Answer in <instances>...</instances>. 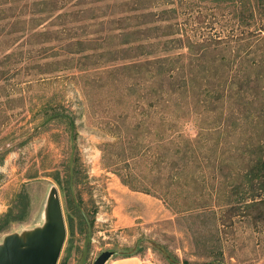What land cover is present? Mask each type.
Returning a JSON list of instances; mask_svg holds the SVG:
<instances>
[{"label":"rangeland","instance_id":"rangeland-1","mask_svg":"<svg viewBox=\"0 0 264 264\" xmlns=\"http://www.w3.org/2000/svg\"><path fill=\"white\" fill-rule=\"evenodd\" d=\"M53 189L57 264H264V0H0V243Z\"/></svg>","mask_w":264,"mask_h":264},{"label":"water","instance_id":"water-1","mask_svg":"<svg viewBox=\"0 0 264 264\" xmlns=\"http://www.w3.org/2000/svg\"><path fill=\"white\" fill-rule=\"evenodd\" d=\"M72 126V137H73ZM73 162V153L71 164ZM73 170L71 187L73 190ZM82 214L89 226V235L85 242L84 253L80 264H84L88 243L93 240L92 225L87 214ZM67 233L66 222L63 214L62 204L56 189L49 195L45 221L42 225L36 226L24 233H9L0 243V264H57ZM114 254L111 250H104L95 259L94 264H106Z\"/></svg>","mask_w":264,"mask_h":264},{"label":"crops","instance_id":"crops-1","mask_svg":"<svg viewBox=\"0 0 264 264\" xmlns=\"http://www.w3.org/2000/svg\"><path fill=\"white\" fill-rule=\"evenodd\" d=\"M110 264H145L141 258L131 256L127 258L117 259Z\"/></svg>","mask_w":264,"mask_h":264},{"label":"built area","instance_id":"built-area-1","mask_svg":"<svg viewBox=\"0 0 264 264\" xmlns=\"http://www.w3.org/2000/svg\"><path fill=\"white\" fill-rule=\"evenodd\" d=\"M148 264H158V263H156L154 261H148Z\"/></svg>","mask_w":264,"mask_h":264}]
</instances>
